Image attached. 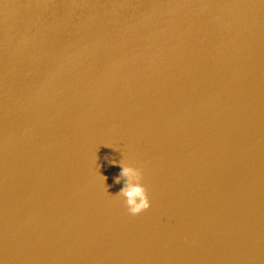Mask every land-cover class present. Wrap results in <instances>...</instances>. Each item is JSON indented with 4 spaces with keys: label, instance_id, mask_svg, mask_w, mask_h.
Here are the masks:
<instances>
[{
    "label": "water",
    "instance_id": "obj_1",
    "mask_svg": "<svg viewBox=\"0 0 264 264\" xmlns=\"http://www.w3.org/2000/svg\"><path fill=\"white\" fill-rule=\"evenodd\" d=\"M0 264H264V0H0Z\"/></svg>",
    "mask_w": 264,
    "mask_h": 264
},
{
    "label": "clouds",
    "instance_id": "obj_2",
    "mask_svg": "<svg viewBox=\"0 0 264 264\" xmlns=\"http://www.w3.org/2000/svg\"><path fill=\"white\" fill-rule=\"evenodd\" d=\"M116 162H113L115 164ZM120 174L115 178V183L121 182V177H129L124 182L119 195L125 197V205L131 215H138L150 207L147 190L142 184L143 173L139 168L120 164ZM106 180V177H105Z\"/></svg>",
    "mask_w": 264,
    "mask_h": 264
}]
</instances>
